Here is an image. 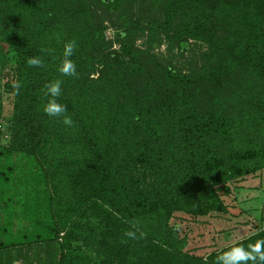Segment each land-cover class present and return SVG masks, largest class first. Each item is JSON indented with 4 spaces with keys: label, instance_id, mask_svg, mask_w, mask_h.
Wrapping results in <instances>:
<instances>
[{
    "label": "trees",
    "instance_id": "obj_1",
    "mask_svg": "<svg viewBox=\"0 0 264 264\" xmlns=\"http://www.w3.org/2000/svg\"><path fill=\"white\" fill-rule=\"evenodd\" d=\"M122 1L0 0V49L16 52L0 188L14 179L15 160L38 158L48 220L35 227L58 244L55 264H214L232 242L197 255L170 219L226 213L220 192L230 182L263 180L264 0H147L159 18L145 27L129 0V18L118 17L129 40L122 53L102 49V27L88 18L73 22ZM144 30L143 49L133 35ZM162 37L204 47L182 69L150 51ZM69 40L79 78L58 72ZM35 56L44 67L27 65ZM54 79L71 128L43 112L41 89ZM133 221L146 233L139 241L123 235ZM253 227L245 246L264 239V227Z\"/></svg>",
    "mask_w": 264,
    "mask_h": 264
},
{
    "label": "rangeland",
    "instance_id": "obj_2",
    "mask_svg": "<svg viewBox=\"0 0 264 264\" xmlns=\"http://www.w3.org/2000/svg\"><path fill=\"white\" fill-rule=\"evenodd\" d=\"M133 18L140 19V25L145 27L147 22L158 13L152 11L147 0H135ZM91 3V1L89 2ZM91 7V6H90ZM94 8V7H93ZM121 14L129 18V0L119 3L118 9L111 12H103L99 8L84 16L74 17L73 22L98 25L101 28L103 45L102 49H115L122 53L120 42H126L122 29L119 28ZM156 14V15H155ZM134 44L139 48L146 47V30L136 32L133 35ZM158 46L150 51L157 58L170 61L172 64L180 65L182 69L188 66V61L192 57H198L204 44L189 40L180 45L165 40L158 39ZM192 61V60H191ZM16 66V52L5 46L0 49V145L5 143V134L8 132L10 115L12 109L11 84L14 79ZM96 76V73L91 75ZM19 156V155H18ZM37 157L21 156L11 173L13 178L7 186L0 188V264H55L56 250L58 244L51 241L46 231H37V218L44 217V208L40 198L44 197L46 189H42L40 166L34 164ZM0 169L5 166L6 160L0 159ZM12 166V165H11ZM36 172H35V167ZM33 172L31 175L30 173ZM34 175V176H33ZM263 180L257 184L251 182L242 184L229 183L230 193L220 196L227 206L226 213H210L198 216L197 223L193 222L191 216L182 213H175L170 219V224L177 223L182 227L180 235L187 237L189 246L195 243V254L204 255L210 247L222 246L252 234L255 230L253 224L264 227V173L261 174ZM38 177L39 179H37ZM129 182V176L127 177ZM146 183V181L141 182ZM46 186V185H45ZM44 187V186H43ZM50 222V221H49ZM42 233V236L40 235Z\"/></svg>",
    "mask_w": 264,
    "mask_h": 264
},
{
    "label": "clouds",
    "instance_id": "obj_3",
    "mask_svg": "<svg viewBox=\"0 0 264 264\" xmlns=\"http://www.w3.org/2000/svg\"><path fill=\"white\" fill-rule=\"evenodd\" d=\"M77 48L75 40L64 42L62 54L59 58L58 72L61 76L79 78L77 66L71 57L74 55ZM42 51H49L42 49ZM29 67H44L45 61L39 56L29 57L27 59ZM61 79H54L44 84L41 89L43 93V112L52 118H57L63 125L68 128L73 127L74 121L67 113V108L59 102V97L62 93ZM23 85L19 80L13 83V88L19 93ZM181 224L175 225V230L179 231ZM128 240L139 241L145 238L146 233L142 231L137 222H129V228L123 233ZM250 239V238H249ZM214 264H264V239H256L254 242H249L245 246L242 240L238 239L226 248L220 250L216 256Z\"/></svg>",
    "mask_w": 264,
    "mask_h": 264
}]
</instances>
